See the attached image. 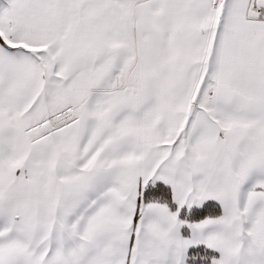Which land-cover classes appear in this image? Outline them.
Segmentation results:
<instances>
[{"label":"snow or ice","instance_id":"snow-or-ice-1","mask_svg":"<svg viewBox=\"0 0 264 264\" xmlns=\"http://www.w3.org/2000/svg\"><path fill=\"white\" fill-rule=\"evenodd\" d=\"M0 264H264V0H0Z\"/></svg>","mask_w":264,"mask_h":264}]
</instances>
